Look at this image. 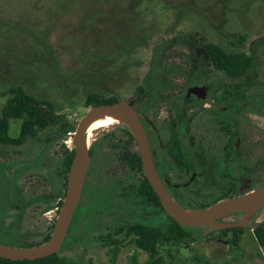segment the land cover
Segmentation results:
<instances>
[{
	"label": "rangeland",
	"instance_id": "1",
	"mask_svg": "<svg viewBox=\"0 0 264 264\" xmlns=\"http://www.w3.org/2000/svg\"><path fill=\"white\" fill-rule=\"evenodd\" d=\"M59 1L0 0V116L23 88L60 119L21 146L0 145V242L9 244L2 241L4 233L9 234L5 240L32 245L50 236L65 195L57 174L66 151L73 149V134L90 109L91 95L126 102L144 115L156 151L160 122L175 115L190 87L206 86L209 99L199 104L225 108L238 125L239 145L233 161L223 166L235 139L229 131L219 134L208 120L194 126L191 141L200 146L206 139L202 147L215 163L213 172L177 191L175 199L189 208L211 203L219 187L231 184L221 177L225 173L248 179L242 191L259 186L264 177V0H65L61 9ZM190 38L226 54L251 56L253 65L243 77L228 78L194 51ZM222 95L234 104L219 103ZM19 125L10 124L13 138ZM124 127L97 129L89 139L85 195L68 241L56 254L66 264H151L132 237H116L121 242L116 258L114 247L99 240L139 218L123 198L142 179L123 158ZM263 220L264 208L247 225ZM233 232L221 241L218 230L193 228L192 242L160 245L155 258L159 264H264V249L252 232Z\"/></svg>",
	"mask_w": 264,
	"mask_h": 264
},
{
	"label": "trees",
	"instance_id": "2",
	"mask_svg": "<svg viewBox=\"0 0 264 264\" xmlns=\"http://www.w3.org/2000/svg\"><path fill=\"white\" fill-rule=\"evenodd\" d=\"M65 0H60L61 4L58 6L60 9L64 8ZM190 45L194 51H198L199 56H203L214 68V70L219 71L226 75L228 78L237 79L243 77L252 67L253 60L251 56L240 54V55H230L224 53L221 49L210 44H204L195 38H190ZM192 64L197 65V61L193 60ZM20 86H15L16 88ZM22 88V87H20ZM115 100H101L100 98L91 95L86 99L87 107L93 108L100 105H108L115 103ZM12 121L19 122V131L17 137L13 138L10 135V124ZM60 121L59 117L54 113L52 108L42 99L36 97L23 88L19 90L13 100L8 103L2 110L0 116V145L3 146H20L24 144L30 138L37 135L38 132L54 127ZM127 140L123 145V158L130 169L138 171L142 179L139 185L135 188L128 190L124 195V198H128L129 202L138 211L139 218L125 226H120L115 230V234H124V237H132L135 246L145 252L151 259V264H159V259L155 258L158 253L160 245H179L187 243V241L192 242L193 236L191 230L193 228H185L179 226L172 218H170L162 208L159 198L153 191L148 181L145 179L142 173V164L139 157V153L135 144V141L129 132V130L124 127ZM70 130L64 131L63 133H69ZM65 158L61 163L60 170L62 171L63 177V188H66V180L68 171L73 160L74 150L66 151ZM223 198V197H222ZM218 198L214 200L213 203L221 200ZM62 203V202H61ZM60 203V205H61ZM208 206H202L201 208H206ZM151 217H147L150 216ZM255 216V214L253 215ZM75 215L73 216L71 225L68 229L70 233L71 227L74 223ZM236 231L237 229H232ZM227 231V230H225ZM222 232V231H219ZM253 237L256 243L264 249V220L260 223L255 224L252 231ZM4 238L9 237V234L4 233ZM2 238L0 242L5 245L20 247V248H30L39 244L44 243L48 240L49 235H46L39 244H19L9 241L8 239ZM1 239V238H0ZM101 243L105 246L114 245L113 257L116 258L119 251V246L121 242L113 239L111 235L99 238ZM68 241V237L64 240ZM62 247V248H63ZM61 248V249H62ZM0 264H66L63 260H58L57 255H52L44 259H39L36 261H9L0 258Z\"/></svg>",
	"mask_w": 264,
	"mask_h": 264
},
{
	"label": "water",
	"instance_id": "3",
	"mask_svg": "<svg viewBox=\"0 0 264 264\" xmlns=\"http://www.w3.org/2000/svg\"><path fill=\"white\" fill-rule=\"evenodd\" d=\"M186 95L205 98L206 90L204 87H192ZM102 117H109L129 130L139 153L145 179L159 198L165 213L179 226L185 228L205 226L219 231L245 228L248 220L264 208V184L248 193L220 200L205 209H187L179 205L158 177L140 114L126 102H115L90 108L77 124L73 134L74 156L67 175L65 195L48 240L30 248L0 243V258L9 261H36L55 255L61 250L89 170L87 131ZM235 213H242L238 221L234 223L222 221L223 218Z\"/></svg>",
	"mask_w": 264,
	"mask_h": 264
},
{
	"label": "flooded vegetation",
	"instance_id": "4",
	"mask_svg": "<svg viewBox=\"0 0 264 264\" xmlns=\"http://www.w3.org/2000/svg\"><path fill=\"white\" fill-rule=\"evenodd\" d=\"M192 87H204L206 90V97L205 98H199L196 95H190V96L185 95L184 96L183 101L179 105L175 115H173V113H170L171 116L169 115L167 122L164 120H162L160 122V124H159L160 129L157 130V134H158L159 139H158V150H156V151H153L152 148L150 147V141H149L148 135L146 133V126L149 124V122L147 121V119H145L144 115L139 113L141 116L140 119H141L143 128H144L146 136H147V140H148V144L150 147V151H151L155 170H156L158 177L160 178L161 182L163 183L164 187L166 188V190L168 191L170 196L177 203H178V201L175 199V194L177 193V191H179L180 189L185 188L187 186H190V183H192L195 179L200 178L204 182L206 180L207 173L213 172L212 171L213 169H211V166H213L215 164L210 159L209 154H208L209 153L208 150H206L204 147H202L204 142H206L205 138L203 140V143L200 146L195 145L193 143V140L191 141L190 130L193 129L194 126H197L196 128H200L202 125H205L207 123V120H208V121H210L212 126H214L219 131V134H225L227 131H229L230 137L235 139V143L233 145H232V143H230V145L226 149L227 150L226 158L222 159V164H221L223 166L226 165L227 162L231 163L233 161L231 156H233V154L235 155L237 147L239 145V140L237 139V135H238L237 127H238V125L236 122L230 120L227 117L225 108L224 107L221 108L220 106L215 108L213 106H207V105L199 104L200 101H205V100L209 99V97L207 95V88H206V86H192ZM192 87H190V88H192ZM186 94H187V92H186ZM228 98H229V96L222 95L216 99L219 101V103L229 102L231 104H234V103L230 102ZM240 100H241V98L239 97L238 102ZM210 101L212 103H214L215 100L210 99ZM194 113H195L196 117L194 116ZM117 123L118 122H116L115 124H117ZM186 128L189 130L187 136L185 134ZM95 130H97V129L93 128V130L90 133V136L93 133V131H95ZM90 136H89V139H90ZM219 140H220V137H219ZM210 150H212V149H210ZM88 173H89V170H88ZM88 173H87V176H86V179L84 182L81 198H80L79 204L77 206V209L75 211V214L77 213V210H79L80 205L82 203V198L85 195L86 181H87ZM62 175H63L62 171L59 170V172L57 174V176H58L57 178L59 181L61 180L60 183H61V186L63 187V181L64 180H63ZM221 177H223L225 180L229 179V181L231 183L229 186L223 185V186L219 187L218 198L223 197L221 200L226 199V198L236 197V196L248 193V192L252 191L253 189H255V188H251V189H247L244 191L239 189L240 187L246 189L245 186L248 182L247 178L236 179L232 175H230V173H225ZM172 178H175L179 183H176V182L174 183ZM259 180H260L259 186L264 184V177L259 179ZM125 194H127V193H123V198H124ZM218 198H216V199H218ZM125 199H127V201L129 200L128 198H125ZM216 199H214V200H216ZM214 200L211 203L205 204L203 206H208V207L212 206L213 204L216 203V202L213 203ZM178 204L181 205L180 203H178ZM201 207L202 206H200L199 208H189V207H185V208H187V209H205V208H201ZM208 207H206V208H208ZM236 215H240V217L237 220H233V219L231 220V217H234ZM241 217H242V213H235V214L228 215L227 217L223 218L222 221L225 223H234V222L238 221ZM253 226L255 227V225H253ZM253 226H248L246 224L245 228H236V229L250 230L252 232L254 229ZM232 229H235V228L226 229L227 231L221 230L222 231L221 233H223V237H219L218 240L223 241V238H227V236L229 234L235 233V232H233ZM121 234H123V233H121ZM69 235H70V233H67L66 237L69 238ZM110 235L113 237V239L118 240V239H116V237L119 236L120 234L116 235L115 231H114ZM109 246L114 247V245H109Z\"/></svg>",
	"mask_w": 264,
	"mask_h": 264
},
{
	"label": "bare ground",
	"instance_id": "5",
	"mask_svg": "<svg viewBox=\"0 0 264 264\" xmlns=\"http://www.w3.org/2000/svg\"><path fill=\"white\" fill-rule=\"evenodd\" d=\"M115 123H116V121L111 119V118H109V117H102V118L98 119L96 122H94L89 127V129L87 131V143L89 142V136H90V133L93 130V128H96V129L105 128V127H109V126H111V125H113Z\"/></svg>",
	"mask_w": 264,
	"mask_h": 264
}]
</instances>
